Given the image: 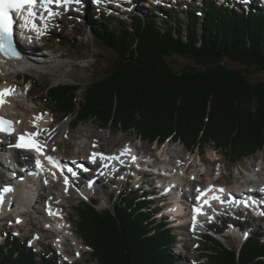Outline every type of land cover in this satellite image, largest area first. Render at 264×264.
Wrapping results in <instances>:
<instances>
[{
  "label": "trees",
  "instance_id": "1",
  "mask_svg": "<svg viewBox=\"0 0 264 264\" xmlns=\"http://www.w3.org/2000/svg\"><path fill=\"white\" fill-rule=\"evenodd\" d=\"M182 12L186 21L166 11L165 28L153 16L134 14L130 23L106 15L84 21L96 41L117 52L115 67L88 86L81 103L73 86L47 88L41 100L70 118L74 131L95 122L102 130H134L150 144L180 142L192 152L213 142L232 163L264 153V80L252 77L264 74V12L209 0ZM78 41L79 35L73 45ZM149 204L126 191L110 208L98 210L94 201L76 209L78 234L95 264H177L170 254L177 238L142 209ZM204 250V264H264L259 233L238 247L209 237ZM56 261L11 235L0 246V264Z\"/></svg>",
  "mask_w": 264,
  "mask_h": 264
},
{
  "label": "rangeland",
  "instance_id": "2",
  "mask_svg": "<svg viewBox=\"0 0 264 264\" xmlns=\"http://www.w3.org/2000/svg\"><path fill=\"white\" fill-rule=\"evenodd\" d=\"M175 2L173 1L171 5H164V7L161 8L162 10L160 13L154 11V5H149L146 2H138L126 6V8L123 9L125 11L124 14L117 12L114 13L113 11L104 8L98 10L96 7L94 8L93 6L89 5L88 9L82 14L70 12L63 19L54 21V23H52L54 26L52 24H48V27L50 25V28L52 29L47 32V50L39 49L40 46H44V44L41 42H39V46L36 47L33 45L31 47L30 45H26V48L20 46V48H22V50H24L27 55H30V57H27V60L25 61L27 67L24 71L20 72L19 69L13 65L8 64L5 66L4 64H0V84H20L17 96L13 100L15 104L12 115L17 117L19 122H22L24 119L28 122L30 119H32L31 116L35 112L52 110L48 108V105L40 98L42 96L41 92L50 87L73 86L78 88L79 91L76 97L77 102L81 103L83 102L84 92L88 86L95 81L103 79L106 74H108L115 67V64L119 58L117 52L110 47L96 41L90 35L89 29H87L86 25L84 24V20H86V22L91 25L92 21L95 20L94 16L102 14L106 16H114L116 22L118 19H123L125 22L130 23L131 16L127 14L129 13L128 9L132 8L134 15L153 16L160 21L159 25L162 28H165L163 20L166 17V9L173 8L176 13H180L182 16L181 18L186 21V16L182 11L187 10L186 4H188L189 1L186 0L187 3L181 5H176ZM254 2L255 3L251 5L250 9L257 10V1ZM201 5L202 0H200V2L193 1L192 5L188 7V10H197L198 6L200 7ZM61 28H64V30L61 31ZM77 35H79V41L73 45L72 40ZM60 39H64L65 43H60ZM32 41L34 42L33 39ZM34 47L38 48L31 49ZM180 61L184 62V59L181 58ZM30 62H35L32 64L42 66L34 67L31 66ZM25 76L35 80L37 83L36 87H32L30 82L28 84H23L22 81ZM252 77L255 81L264 80V74L255 73L252 74ZM52 113L53 116L50 115L48 119V126L50 130L45 132L43 137L53 145H56L63 154L72 158H86L89 155L91 149L94 148V143L97 141L100 149L105 152H111L117 150L118 148L124 147L132 140L137 148H140L145 152H155L156 146L154 143L150 144L140 141L139 136H137L138 133L134 130L128 131L124 129H116L114 126H112L110 129L102 130L100 129L98 123L81 122L74 131L72 130V120H70V118L69 120L63 119L53 110ZM29 124L30 122H28V125ZM203 147V152H201V149L199 151L196 149L193 154L195 156L198 154V152L201 153V157L203 158L205 164V169H202L198 162L196 163L193 161L194 156H189L188 151L185 149L182 143L173 142L172 140L166 142V144L160 148L159 151L156 150L155 155L160 159L158 166L159 168L164 167L163 160L165 158L161 160L160 155L164 153L167 156V154L176 153L180 159L183 158L190 161H185V163L187 162L193 164L194 167L191 169V171L194 172L196 169L198 172L200 171V176H205L207 174V180H212L220 184H226L231 188L241 183L245 184V182L251 180L255 181V174L259 175V180L264 178V171H261V168H264L263 151L259 150L254 156L239 163H232L226 158L225 153L216 148L215 143H207ZM179 161H176L177 165L181 164ZM216 163L219 164L217 168ZM220 171L222 172L221 177H219ZM252 174L254 175L252 176ZM133 177L136 178L135 173H133ZM116 180L118 181L117 178H115V181ZM52 183V187L48 186L47 190L43 192L45 198L50 199V201H52L54 204H57V202L58 204H60V202H64L68 206L67 209L65 207L64 213H70L72 215L75 225V223L79 220L76 208L82 206L85 203H91V201L88 199V201L84 202L74 197H70L69 199L66 197V199L62 198L60 195L62 194L63 188L61 187L60 183H54V181ZM98 186L99 188L97 189V192L91 195L93 196V199L97 201V208L99 210L109 208L112 206L114 201L123 198V194L120 193V191L123 190L121 185L113 186L99 183ZM110 194L112 197L109 198ZM36 208L39 210V212H32V214L26 218L25 224L20 230L21 235L23 238L25 236L31 237L35 231V234L32 235V237L36 238L37 235H39L40 238L43 239L45 235L44 245H46L49 244L48 239L50 235L41 234L40 229L44 227L46 228L48 225L38 222V220L42 219L43 217L44 209L41 208L39 203L36 205ZM161 216L162 215L157 216V218L159 219ZM9 222L10 224L14 225V218H12ZM228 224H230L228 221L222 219L219 220L217 225L225 229L226 227L229 228ZM235 226L238 228L237 224H235ZM256 226H259V223H252V225H249L248 227L246 225L245 228H248L253 232ZM1 227L2 225L0 224V228ZM73 227L75 231L73 233L75 234L76 226ZM259 227L260 231H264V226ZM224 229L223 231H226ZM236 230L238 232V229ZM227 231L225 232L226 235H228ZM260 231L257 230L255 233H260ZM176 235V245L172 247L170 254L173 256H178L180 260L178 264H204L206 262L207 259L202 255V253L205 252L204 244L206 242L203 237H199L198 242L192 241L194 238L188 235L187 228L175 230L173 236ZM196 238H198V236H196ZM180 239L183 241H180ZM21 240L22 239L20 238V241ZM22 242L24 243L23 240ZM224 242L226 245L238 247L242 244L243 239L237 234L236 236L225 238ZM74 244L75 243L72 241L68 245L70 246L69 249L73 252L79 250L78 247H74ZM48 246L51 248L54 254H57L51 245ZM70 256L73 257V255ZM187 260H189V262H187ZM78 262L79 264H95L94 260L90 256L89 248L86 249V253L81 256V259H79Z\"/></svg>",
  "mask_w": 264,
  "mask_h": 264
},
{
  "label": "bare ground",
  "instance_id": "3",
  "mask_svg": "<svg viewBox=\"0 0 264 264\" xmlns=\"http://www.w3.org/2000/svg\"><path fill=\"white\" fill-rule=\"evenodd\" d=\"M254 1H257V0H253V1H251L252 2V4H254L255 2ZM85 5H87V3L86 2H83V7L85 6ZM53 20H49V22H52ZM32 39L33 40H35L36 39V36H35V34L34 33H32ZM30 38H31V36H30ZM33 42V41H32ZM36 47V46H35ZM31 48V49H37V48ZM39 49H42V48H40L39 47ZM28 51V50H27ZM42 51V50H41ZM36 53V52H35ZM47 56V55H46ZM1 60V59H0ZM53 60V59H52ZM3 61L1 60L0 61V64H4L5 66H7L8 65V63L7 64H5V63H2ZM32 63H35V62H30V64H31V66H34V67H40V66H42V65H35V64H32ZM29 64V65H30ZM9 65H13V66H15L16 68H18L19 69V71L20 72H22V71H24L25 70V68L27 67L26 66V62H22V61H20V59H19V61L18 60H16V61H12V62H10L9 63ZM6 69V68H5ZM6 70H8V69H6ZM2 86V88L5 90V92H7V93H10V94H6V103H5V105L3 106V113H7L8 115H12V113L14 112V104H15V102H13V100L16 98V96H17V92H18V90H17V86H14V85H12L11 83H4V84H2L1 85ZM12 95H14L13 97H12V99L10 100V102H9V104H8V99L12 96ZM34 120V118L31 120V121H33ZM28 122H30V121H28ZM28 122L24 119L23 121H22V123H23V125H21V124H19L18 123V125L20 126V127H22V128H30V124L28 125ZM49 123V120L48 119H46L42 124H41V128H45L46 126H47V124ZM10 146H11V143L9 142V138L6 140V145H5V147L4 146H2V155H0V156H2V157H4V156H7V154L8 153H12V151H10L9 149H10ZM126 149H129V147H126ZM134 150V149H133ZM15 152V151H14ZM161 156V160L163 159V158H165L163 161H164V163H165V167H167V168H170L171 169V173H174V175H175V177L174 178H178L179 180H178V182L180 183V185H178L180 188L181 187H183V185H187V187L189 188V189H191L192 191H195V190H197V189H201V188H203L204 186L203 185H207V184H209V183H211V182H213L212 180L210 181V180H207L208 179V176H207V174L204 176V175H202V176H200V171L198 172V170H196L195 169V171L193 172V171H191V169L194 167L193 166V164L192 163H185V164H180V165H177L176 164V161H181V159H180V157L178 156V154L176 155V153H173V154H167V156H166V154H162V155H160ZM16 157L18 158V159H20V160H22V162L24 163V164H29L30 162H31V160H32V157H31V154L30 153H25V152H16ZM145 159H143V158H140L139 159V161H138V163L140 164L139 165V168H141L143 171H144V175H143V177L146 179L147 178V175L149 174V171H151V166L149 165V163H145ZM187 161H189V160H187ZM190 162V161H189ZM137 163V164H138ZM145 163V164H144ZM126 165H127V169L128 168H133L134 166H135V164L134 163H132L131 162V158H129V157H127L126 158V163H125ZM148 164V165H147ZM2 165V164H1ZM10 165H16V163H12V164H10ZM3 166V165H2ZM183 166V167H182ZM12 170H14V167L12 166V167H10V168H8V169H0V192L2 191V189H3V187H4V185L2 184L3 183V178L5 179V178H9V175H11V171ZM262 171H264V168H263V170ZM11 172V173H10ZM127 172H128V174H127ZM132 170L131 171H126L124 174H122V179L123 180H128V179H130V176L132 175ZM168 174V173H167ZM254 174H252V176H253ZM199 177H201V182L200 183H197V178H199ZM116 178V177H115ZM254 178H255V181H253L252 183H249V184H246L247 182H245V184L243 183H241V184H238V185H236V186H234L232 189H239V188H241V187H245V189H247V188H256L257 189V186H258V181L261 183L262 181H263V179H261V180H259L260 179V177H259V175L258 174H255V176H254ZM54 177L53 176H51L50 177V180H49V185H53V181H54ZM109 181H110V179H108ZM87 181V180H86ZM47 182H48V180H46V181H41L39 184H35V185H33L32 187H31V189L30 190H28L27 191V198L26 199H24V198H22V197H19V202H20V204H24V206L23 205H21V206H18L17 208L19 209V210H24L25 208H30L31 207V210H33V213H37V212H39V210L36 208V205L39 203V200H41V206L43 207V209L46 211V210H48V209H52V208H55V209H57V210H61V208L59 209L58 207V204H54L52 201H50V199H46L45 198V196H44V194H43V192L44 191H46L47 190ZM71 182L72 183H74L75 185H76V180H74L72 177H71ZM178 182H172L171 183V185H176ZM86 182H84V184H85ZM67 186H70V183H65ZM36 185H38V187L36 186ZM170 185V186H171ZM85 187V185H83L82 186V188H84ZM96 187H97V185H96ZM95 187V188H96ZM61 188V187H60ZM63 190H64V188H63ZM89 191V190H88ZM180 193L182 192V191H179ZM88 193H90V191L88 192ZM60 197H62V198H67V199H69L70 197H72L71 195H70V193L68 192L67 193V195L66 194H62V195H60ZM65 198V199H66ZM187 198V197H186ZM254 198H256V197H254ZM170 199V198H169ZM48 200V201H47ZM58 203V202H57ZM61 203V202H60ZM171 203H174V201L173 200H171ZM174 205V204H173ZM175 205H176V203H175ZM54 206V207H53ZM65 207H66V209H67V205L65 204ZM176 207V209H177V206H175ZM175 208H173V210H174V214H178V211L176 210ZM59 214V213H58ZM173 214V215H174ZM60 216H62V217H64L67 221H68V224H69V229H70V232H75L74 231V227L73 226H75L74 225V222H73V217H72V215L70 214V213H67V214H65L64 213V211L62 210V212H61V214H60ZM46 223V222H45ZM179 223H181V220H179ZM48 231H50L51 232V229H49ZM236 232V231H235ZM76 234V233H75ZM79 246V245H78ZM79 248V247H78ZM79 251H80V249H79ZM83 251H81L80 252V254H84V253H82ZM67 255H70V252L68 253H66Z\"/></svg>",
  "mask_w": 264,
  "mask_h": 264
},
{
  "label": "snow or ice",
  "instance_id": "4",
  "mask_svg": "<svg viewBox=\"0 0 264 264\" xmlns=\"http://www.w3.org/2000/svg\"><path fill=\"white\" fill-rule=\"evenodd\" d=\"M94 2L99 5L101 0H94ZM82 0H0V53H3L5 56L9 58H15L19 60L20 54L16 51V47L14 44V32H13V18L10 13H15L17 17H20L23 20V27L26 30L38 31L34 24L31 23L32 18L36 16V12L33 10L37 7V5L44 10L48 14V17H54L60 15L59 12L54 11L51 7L55 5L57 8L63 7L65 10H68L70 5H80ZM77 10H79L77 8ZM26 11V16L24 12ZM40 19H45L44 16H41ZM10 94V93H5ZM2 95L0 94V103H3ZM0 131L6 132L11 135L14 129L12 128V122L0 118ZM29 136V139H25V136ZM38 135V133L33 134H25L19 137V142L13 145L17 148H30L36 151L39 155L43 156V148L39 144L38 141L34 140L32 137ZM45 159L48 160L49 164L53 167H56L57 164L53 160L52 157L46 156ZM95 159V154L93 156V160ZM101 159H105V157L101 156ZM37 167H41V161L37 160ZM75 175V173H73ZM67 183V180L65 181ZM4 192L12 191L11 188H4ZM211 191V189H209ZM223 191V189H220ZM213 199L219 200V196L212 197ZM0 202H2V198H0ZM207 203V201H205ZM199 211V210H197ZM52 215L53 213H49ZM203 214V213H201ZM264 215V213H261ZM17 223H20L18 220Z\"/></svg>",
  "mask_w": 264,
  "mask_h": 264
}]
</instances>
